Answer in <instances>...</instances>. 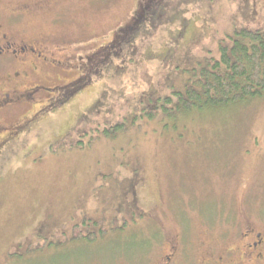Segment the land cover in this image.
<instances>
[{"label": "rangeland", "instance_id": "374dc122", "mask_svg": "<svg viewBox=\"0 0 264 264\" xmlns=\"http://www.w3.org/2000/svg\"><path fill=\"white\" fill-rule=\"evenodd\" d=\"M137 1L0 0L32 7L23 32L67 53L51 84L78 76L88 55L83 87L0 146V264H149L157 225L159 241L178 224L203 240L208 225L219 246L242 225L264 230V94L160 108L220 39L264 31V0L158 1L159 21L130 32ZM83 218L104 219L94 243L72 235ZM124 218V233L107 229Z\"/></svg>", "mask_w": 264, "mask_h": 264}, {"label": "flooded vegetation", "instance_id": "af4514ba", "mask_svg": "<svg viewBox=\"0 0 264 264\" xmlns=\"http://www.w3.org/2000/svg\"><path fill=\"white\" fill-rule=\"evenodd\" d=\"M139 4L137 1L135 14ZM30 11H33L32 7L26 4L24 7H7L0 3V146L30 130L29 127L37 121L40 114L42 119L55 105L64 103L65 98L79 91L83 87L79 80H84L85 67L87 69L88 66L87 55L86 59L81 58L83 63L84 60L86 62L80 67L78 76L70 81L51 84L52 69L65 65L62 61L66 62L67 53L53 51L47 34L30 38L23 32L24 27L19 23L18 17ZM113 34L114 32L111 37ZM27 107L33 109L30 114L22 112ZM129 191L130 189L127 194H130L132 200L135 193ZM103 222L102 218H83L80 224H76L77 232L72 235L81 236L82 240H88L89 237L98 240L104 232L101 225ZM127 226L125 218L115 226L110 219L107 229L119 228L124 233ZM178 226L180 228L178 227L177 232L174 231L175 234L171 235L169 231L159 241L161 236L157 225V237L152 241L150 239L145 257L149 264H264V230L254 225H242L231 235L235 238L233 242L220 246L217 235L208 237L209 232L212 233L208 225L205 226L206 239L203 240L201 230L192 234V225L189 229L179 224ZM15 256H21V253Z\"/></svg>", "mask_w": 264, "mask_h": 264}, {"label": "trees", "instance_id": "16d2710c", "mask_svg": "<svg viewBox=\"0 0 264 264\" xmlns=\"http://www.w3.org/2000/svg\"><path fill=\"white\" fill-rule=\"evenodd\" d=\"M158 1L165 0H141L137 13L132 16L129 25L126 24V28L131 32L136 27L139 29L141 23H148L151 27L153 23L156 24L158 16L165 10ZM116 33L102 47H110L111 44L114 47V42L121 35L119 33L116 36ZM262 94L264 31L242 27L220 39L215 55L204 56L192 69L182 87L164 96V105L160 108L164 111L197 110L239 100L247 101ZM154 114L152 110L148 112L149 117ZM83 240L87 243L96 241L92 237Z\"/></svg>", "mask_w": 264, "mask_h": 264}]
</instances>
